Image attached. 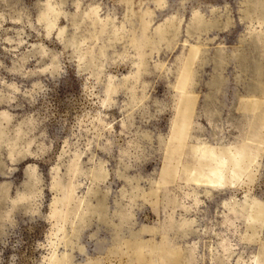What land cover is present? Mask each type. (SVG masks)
Masks as SVG:
<instances>
[{"label": "clouds", "instance_id": "9594fccd", "mask_svg": "<svg viewBox=\"0 0 264 264\" xmlns=\"http://www.w3.org/2000/svg\"><path fill=\"white\" fill-rule=\"evenodd\" d=\"M0 264H264V0H0Z\"/></svg>", "mask_w": 264, "mask_h": 264}]
</instances>
